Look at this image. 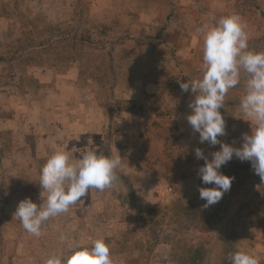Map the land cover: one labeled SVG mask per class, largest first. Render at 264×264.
Instances as JSON below:
<instances>
[{"label": "rangeland", "instance_id": "rangeland-1", "mask_svg": "<svg viewBox=\"0 0 264 264\" xmlns=\"http://www.w3.org/2000/svg\"><path fill=\"white\" fill-rule=\"evenodd\" d=\"M242 3L245 5L247 0ZM0 4L1 16L11 20L15 34L22 37L20 46L0 47V57H4L0 82L15 78L28 92L57 95L63 108L58 113L50 112V117L69 116L72 107L79 104L96 110L94 120L99 127H106V132L95 137V151L103 153L101 139L110 132L111 154L122 151L121 157L126 153L129 162L146 169L162 167L157 172L160 191L153 205L163 208L155 218L159 223L154 225L161 229L160 245L154 249L149 233L153 224L139 220L134 204V181L139 176L126 174L123 168V173L118 170L120 199L113 186L111 192L92 189L82 197L78 211L93 214L80 226L88 223L94 240L104 238L113 245L114 262L176 264L178 254L172 246L179 250L201 245L209 252L201 264H221L225 248L254 254L264 264V181L253 168L244 175L241 190L223 206L221 199L209 207H222V213L208 234L184 230L182 226L187 223L177 222L166 210L179 199L184 205L204 206L206 201L200 199L198 189L213 186L204 185L197 174L205 161L196 158L195 149L201 148L211 159L220 145L200 143L199 133H194L187 121V113L192 111L189 103L195 94L191 90L183 92L180 83L203 76V33L198 29L235 13L209 12L211 9L202 0H0ZM252 8L253 12L242 13L252 21L249 49L264 52V0H254ZM246 78L242 72L241 83L229 90L225 107L220 109L227 128V134L220 139L235 147H241L243 134L252 131L251 121L240 109ZM121 106L138 110L136 135L125 132L126 116L114 111ZM111 112L114 122L109 129ZM184 112L185 118L178 120ZM0 137L7 139L3 133ZM44 164L45 161L42 167ZM29 176L37 180L35 172ZM157 179L148 174L145 183ZM3 184L0 264H40L56 251L45 248L49 237L43 228L41 236H34L10 214ZM115 199L127 215L120 221L108 219L111 213L119 212ZM249 212L259 213L256 223L247 217ZM103 214L109 216L105 221L101 220ZM48 240L55 246L54 238ZM147 248L153 250L148 252Z\"/></svg>", "mask_w": 264, "mask_h": 264}, {"label": "clouds", "instance_id": "clouds-1", "mask_svg": "<svg viewBox=\"0 0 264 264\" xmlns=\"http://www.w3.org/2000/svg\"><path fill=\"white\" fill-rule=\"evenodd\" d=\"M203 76L200 79L181 82L183 92L195 94L190 101L192 110L187 116L194 133H199L200 143L220 145V150L209 159L197 147L195 156L205 161L198 169L204 185L199 187L200 199L208 208L218 203L230 191L234 176L222 173V166L234 157L250 161L255 173L264 181V52L249 49L250 34L247 25L238 15L222 17L215 25H203ZM246 74L245 94L240 109L251 121V134H243L241 147L221 141L227 134L226 121L220 109L230 89L241 83V73ZM253 124L255 125L253 127ZM121 155H105L96 151H83L73 160L68 152L56 151L41 168L39 185L42 203L30 197L21 200L14 212L23 228L34 236H41L45 222L61 214L82 200L92 189L103 191L111 188L121 169ZM113 245L104 239H96L92 246H73L70 255H51L45 264H114ZM231 264H260L249 252L237 250L230 254Z\"/></svg>", "mask_w": 264, "mask_h": 264}, {"label": "crops", "instance_id": "crops-1", "mask_svg": "<svg viewBox=\"0 0 264 264\" xmlns=\"http://www.w3.org/2000/svg\"><path fill=\"white\" fill-rule=\"evenodd\" d=\"M202 1L211 9L209 12L217 10L224 13H235L247 25V31L251 32L252 21L244 17L242 13L253 12L254 0H247L245 5L242 3L243 0ZM212 7L215 8L212 9ZM10 22L11 20L1 16L0 4V47L12 44L18 38ZM1 63L2 61H0V70H3L4 65ZM55 100L57 101L53 103ZM61 108L63 105L57 95H47L46 92L37 95L28 92V88L24 90L15 78L10 82H0V133L7 135V139L0 137V184L4 183V187L7 188L5 199L9 203L10 214H14L18 203L25 198L30 197L38 205L43 202L39 185L43 161L46 163L47 159L58 150L68 152L73 160L78 159L83 151H95V137L106 132V127H99L94 120L96 110L79 104L72 107V113L69 116L50 117V112L58 113ZM120 114L126 116L125 132H129V136L136 135L140 123L138 115L125 111H121ZM102 116L103 123H106L107 117L104 114ZM185 116L186 112L177 119L185 118ZM119 154L121 155L122 151ZM125 154L122 157V166L119 171L122 172L123 168L126 174L139 176V179L134 181L137 204L141 207L153 206L160 191L157 174L162 167L153 166L151 169H146L145 166L129 162ZM30 172H35L36 181L31 179ZM148 174H153L157 181L145 183V176ZM3 177H5L4 182ZM112 188L103 191L111 192ZM114 190L117 188L114 187ZM87 201L90 204V200ZM113 203L117 205L119 212L111 213L110 217L103 214L102 221H105L107 217L109 220L120 221L127 216L121 211L122 205L117 199L113 200ZM81 204L80 200L72 206L77 209L76 211L71 208L68 213L52 218L43 225L46 237L54 238L56 242L55 247L49 245V240H46L45 248L51 252L56 251L52 255L66 257L71 254L73 246L82 244L90 248L95 241L89 228L90 225L87 223L80 226L83 220L90 221V216H92L90 214H93L88 212L81 214L78 211ZM45 261L46 259L40 264H45ZM31 264L39 263L31 261ZM114 264L122 263L114 262Z\"/></svg>", "mask_w": 264, "mask_h": 264}, {"label": "trees", "instance_id": "trees-1", "mask_svg": "<svg viewBox=\"0 0 264 264\" xmlns=\"http://www.w3.org/2000/svg\"><path fill=\"white\" fill-rule=\"evenodd\" d=\"M22 37H19L16 39V41L10 45L18 44L20 46L22 40ZM24 43V42H23ZM9 45V44H8ZM23 45V44H22ZM4 57H0V61L3 62ZM114 104H119L120 101H114ZM127 102V101H126ZM114 111H125L133 114H138V110H133L129 106L125 107H117ZM109 129L112 127V123L114 122L113 113H109ZM110 132L107 133V136H105L103 139H101L100 148L103 151L105 155L111 154V143H110ZM99 148V147H98ZM98 152V149L96 150ZM252 170V165L249 162L240 163L232 159L230 162H228L226 165L222 166L221 171L223 174L228 176H234L235 179L233 180L232 186L230 191L225 193L221 200V206L225 204L227 200H229L231 197H233L239 190H241V187L243 185V179L244 175ZM117 180L114 182L113 187L117 188L119 191V199L122 192L120 191V187H118V184L116 183ZM134 204L138 207L137 212L139 214V220L143 223H147L152 225L153 227L150 228L149 233L153 237V249L159 245V236L161 234V229L154 228V225L157 224L158 221H156L155 218H157L162 212L163 208L159 206H152L145 209V207H141L137 204V199L135 196V193L133 194ZM168 212H170L175 218L176 221H182L186 224L185 226H182L184 230H190V229H196L199 230L203 234H208L212 231V228L217 224V221L219 219L220 214L222 213V207L221 208H205L203 205H184L181 200H177L173 202L172 206L170 208H166ZM259 213L256 212H249L247 214V217L251 220V223H256ZM159 223V222H158ZM151 248H147L146 251L150 252L153 250ZM172 251L175 252V254H178V259L176 264H201L203 260L208 256V251L203 249V246L199 245L196 247H186L183 246L181 249L178 250V248L172 246ZM179 251V252H178ZM237 249H226L225 248V254L222 260L221 264H231L230 261V254L236 252Z\"/></svg>", "mask_w": 264, "mask_h": 264}, {"label": "built area", "instance_id": "built-area-1", "mask_svg": "<svg viewBox=\"0 0 264 264\" xmlns=\"http://www.w3.org/2000/svg\"><path fill=\"white\" fill-rule=\"evenodd\" d=\"M1 204H2V201H1V199H0V211H1ZM0 215H1V213H0Z\"/></svg>", "mask_w": 264, "mask_h": 264}]
</instances>
